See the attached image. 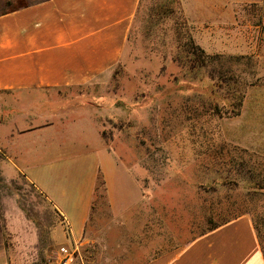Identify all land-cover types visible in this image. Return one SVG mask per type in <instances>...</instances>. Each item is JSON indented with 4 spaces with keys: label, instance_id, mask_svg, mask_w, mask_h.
Masks as SVG:
<instances>
[{
    "label": "rangeland",
    "instance_id": "1",
    "mask_svg": "<svg viewBox=\"0 0 264 264\" xmlns=\"http://www.w3.org/2000/svg\"><path fill=\"white\" fill-rule=\"evenodd\" d=\"M23 2L0 0V12ZM156 2L143 1L128 57L112 72L109 88L63 93L76 105L91 106L88 113L102 146L139 191L135 202L122 178L125 205L136 204L132 220L119 224L110 215L100 178L88 226L91 241L71 264H139L242 213L251 215L264 248L263 62L205 52L197 29L182 19L177 5L153 14ZM248 14L257 21L258 9ZM188 37L205 52L204 68L180 49ZM97 150L104 167L111 165V155ZM5 154L0 148V160ZM8 211L22 213L27 234L37 235L36 244L21 231L18 239L8 236ZM11 219L18 232L17 216ZM58 222L34 186L0 167V248L16 250L17 264L31 254V264H57L60 245L56 247L52 232ZM56 233L57 244L68 248L62 228ZM5 257L0 250V264Z\"/></svg>",
    "mask_w": 264,
    "mask_h": 264
},
{
    "label": "crops",
    "instance_id": "2",
    "mask_svg": "<svg viewBox=\"0 0 264 264\" xmlns=\"http://www.w3.org/2000/svg\"><path fill=\"white\" fill-rule=\"evenodd\" d=\"M23 3L0 12V148L6 153L0 167L11 178L22 175L48 201L59 220L53 242L59 249L67 247L57 244L61 227L74 256L91 241L88 226L98 178L104 183L110 215L119 224L132 220L136 204L125 205L122 178L135 193V202L139 191L134 179L102 146L88 113L91 106L76 105L63 93L110 87L112 72L128 57L141 0ZM179 3L205 52L245 55L264 65V0ZM256 9L254 22L248 13ZM245 15L252 19H244ZM93 144L111 155V165L104 167ZM5 216L8 236L14 240L19 231L27 234L28 221L20 211L18 215L8 211ZM15 216L18 232L11 219ZM25 239L32 244L38 241L35 233ZM0 250L6 253L5 264H17L16 250ZM34 261L31 254L23 264ZM139 264H264V254L252 217L242 214Z\"/></svg>",
    "mask_w": 264,
    "mask_h": 264
},
{
    "label": "trees",
    "instance_id": "3",
    "mask_svg": "<svg viewBox=\"0 0 264 264\" xmlns=\"http://www.w3.org/2000/svg\"><path fill=\"white\" fill-rule=\"evenodd\" d=\"M143 1L144 0H141L140 11H141V8H142V5H143ZM174 4L177 5V8H178L177 10L181 14L182 19L184 21H186L185 18L183 17V15H182L179 0H160L159 2L157 0V2L153 5V8L150 11L153 12V14H156V13H159L160 12V10L162 9L163 6L164 7H167V5L170 6V5H174ZM172 13H173V11H172ZM179 47H180V49H182L183 53L190 59V61H192V63H194V64L196 63L197 64V66H198L199 69L205 67V64L206 63L203 61V58L206 57L205 52L202 49H200L198 46H196L194 44L193 40L190 37H188L187 40H186V42L182 43L181 46H179ZM238 114H239L238 112L235 113V115H238ZM100 178H98V183H97V187H96V194H95V198H94V203H95V200H96V197H97L96 195H97V191H98V188H99ZM103 184L104 183L102 182V185L101 186H104ZM242 214H248V213H242ZM242 214L236 215L233 218H230V219H228L226 221H223L222 223L213 226L212 228L208 229L207 231L213 230L216 227H218V226H220V225H222V224H224V223H226V222H228V221H230V220H232V219H234L237 216H240ZM248 215H250V214H248ZM254 227L256 229V233H257V236H258V240L260 242V245H261V248H262V251H263V254H264V248H263V246L261 244V237L259 235V232H258L257 227H256L255 224H254ZM207 231H205V232H207Z\"/></svg>",
    "mask_w": 264,
    "mask_h": 264
},
{
    "label": "built area",
    "instance_id": "4",
    "mask_svg": "<svg viewBox=\"0 0 264 264\" xmlns=\"http://www.w3.org/2000/svg\"><path fill=\"white\" fill-rule=\"evenodd\" d=\"M60 258L57 264H71L73 258V252L70 249L61 247L59 249Z\"/></svg>",
    "mask_w": 264,
    "mask_h": 264
}]
</instances>
